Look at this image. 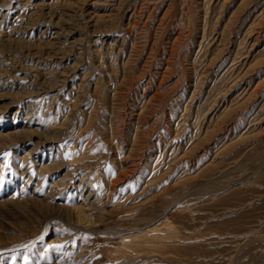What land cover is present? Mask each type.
<instances>
[{
	"label": "rangeland",
	"instance_id": "374dc122",
	"mask_svg": "<svg viewBox=\"0 0 264 264\" xmlns=\"http://www.w3.org/2000/svg\"><path fill=\"white\" fill-rule=\"evenodd\" d=\"M0 264H264V0H0Z\"/></svg>",
	"mask_w": 264,
	"mask_h": 264
}]
</instances>
